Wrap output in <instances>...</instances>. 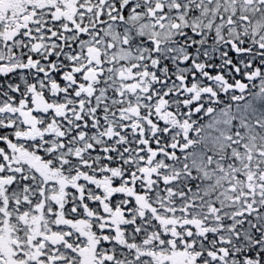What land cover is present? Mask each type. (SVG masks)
<instances>
[{"label": "snow or ice", "instance_id": "obj_1", "mask_svg": "<svg viewBox=\"0 0 264 264\" xmlns=\"http://www.w3.org/2000/svg\"><path fill=\"white\" fill-rule=\"evenodd\" d=\"M0 264H264V0H0Z\"/></svg>", "mask_w": 264, "mask_h": 264}]
</instances>
